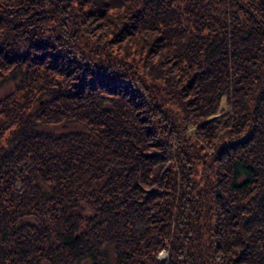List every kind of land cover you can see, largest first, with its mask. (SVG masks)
Returning a JSON list of instances; mask_svg holds the SVG:
<instances>
[{
    "label": "trees",
    "instance_id": "16d2710c",
    "mask_svg": "<svg viewBox=\"0 0 264 264\" xmlns=\"http://www.w3.org/2000/svg\"><path fill=\"white\" fill-rule=\"evenodd\" d=\"M15 79L0 264H264V0H0Z\"/></svg>",
    "mask_w": 264,
    "mask_h": 264
},
{
    "label": "rangeland",
    "instance_id": "374dc122",
    "mask_svg": "<svg viewBox=\"0 0 264 264\" xmlns=\"http://www.w3.org/2000/svg\"><path fill=\"white\" fill-rule=\"evenodd\" d=\"M16 82L17 81L15 79V80H10L9 82L4 83L0 88V97L4 96L7 92L11 91ZM220 107L224 110L227 109V107L224 104V97L221 98ZM165 256H166V252L162 251L159 253V258H162Z\"/></svg>",
    "mask_w": 264,
    "mask_h": 264
}]
</instances>
